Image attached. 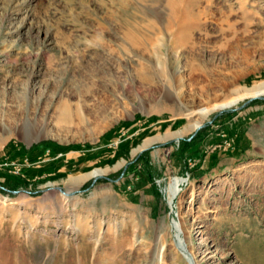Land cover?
Returning <instances> with one entry per match:
<instances>
[{
	"label": "rangeland",
	"instance_id": "1",
	"mask_svg": "<svg viewBox=\"0 0 264 264\" xmlns=\"http://www.w3.org/2000/svg\"><path fill=\"white\" fill-rule=\"evenodd\" d=\"M261 82L264 0H0V264H264Z\"/></svg>",
	"mask_w": 264,
	"mask_h": 264
},
{
	"label": "bare ground",
	"instance_id": "2",
	"mask_svg": "<svg viewBox=\"0 0 264 264\" xmlns=\"http://www.w3.org/2000/svg\"><path fill=\"white\" fill-rule=\"evenodd\" d=\"M262 94H264V82L261 83H255L253 84L251 87H249L245 92L244 95L242 96H250L255 97V96H259V97H264L261 96ZM254 95V96H252ZM240 96V97H242ZM250 99V98H249ZM237 100H229V101H223L221 103H218L212 107H210L208 109L209 111H214V110H226L227 108H229L231 105H233ZM231 109V108H230ZM67 112L66 110L61 111L60 115L61 117H66L67 116ZM66 119V118H65ZM201 122L200 121H195L192 123V125L190 126V128H192L194 131L198 130V128L201 126ZM177 139V138H176ZM102 170L100 169H93L89 172L88 176H95L98 174H102ZM83 176V175H82ZM85 176V175H84ZM81 178V177H80ZM83 179V178H82ZM185 182V179L181 178V177H174L171 179L169 186L167 188V199L170 205V208L172 206L173 200L174 198L181 192V185L182 183ZM67 193L73 192L75 190H65ZM63 195H65L64 193H62ZM67 197H70L69 195H65ZM66 198V197H65ZM181 222L175 218H173L172 220V228L175 230V236H176V240H177V244L180 245V249L182 250V255L183 257L189 258L188 255L187 257L184 255L186 253V250L184 249L185 243L187 242V236H188V231L186 233V230H183L181 228ZM187 237V238H186ZM190 259V258H189ZM191 261V260H190ZM191 264H194L191 262Z\"/></svg>",
	"mask_w": 264,
	"mask_h": 264
},
{
	"label": "water",
	"instance_id": "3",
	"mask_svg": "<svg viewBox=\"0 0 264 264\" xmlns=\"http://www.w3.org/2000/svg\"><path fill=\"white\" fill-rule=\"evenodd\" d=\"M259 97V96H258ZM253 98H257V96H255V97H252V98H250V99H248V100H246L241 106H239L238 108H241V107H244L251 99H253ZM261 98H264V97H261ZM232 109V108H231ZM227 110H229V109H226V110H222V111H219V112H217V114H220V113H222L223 111H227ZM216 114V115H217ZM209 122H210V120H209ZM206 124L205 123H202V125L198 128V130L201 128V127H203V126H205ZM197 131V130H196ZM123 173H121V175H122ZM102 175H98V176H94L93 177V180H92V182H91V185H93L94 184V182L99 178V177H101ZM58 189L61 191V193H64L65 195H69V196H72L76 191H79V190H75V191H73V192H70V193H67L65 190H62L60 187H58ZM12 192H15V191H13L12 190Z\"/></svg>",
	"mask_w": 264,
	"mask_h": 264
},
{
	"label": "built area",
	"instance_id": "4",
	"mask_svg": "<svg viewBox=\"0 0 264 264\" xmlns=\"http://www.w3.org/2000/svg\"><path fill=\"white\" fill-rule=\"evenodd\" d=\"M14 169H15V167H14ZM15 171H16V169H15Z\"/></svg>",
	"mask_w": 264,
	"mask_h": 264
},
{
	"label": "crops",
	"instance_id": "5",
	"mask_svg": "<svg viewBox=\"0 0 264 264\" xmlns=\"http://www.w3.org/2000/svg\"><path fill=\"white\" fill-rule=\"evenodd\" d=\"M61 165V164H60ZM60 165H58V166H60Z\"/></svg>",
	"mask_w": 264,
	"mask_h": 264
}]
</instances>
